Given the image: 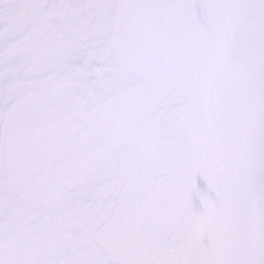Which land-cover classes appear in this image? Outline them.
Here are the masks:
<instances>
[{
  "label": "snow or ice",
  "instance_id": "6c2138e0",
  "mask_svg": "<svg viewBox=\"0 0 264 264\" xmlns=\"http://www.w3.org/2000/svg\"><path fill=\"white\" fill-rule=\"evenodd\" d=\"M0 264H264V0H0Z\"/></svg>",
  "mask_w": 264,
  "mask_h": 264
}]
</instances>
